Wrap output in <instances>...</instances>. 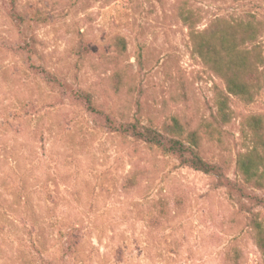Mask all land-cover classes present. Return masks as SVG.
Segmentation results:
<instances>
[{"label":"rangeland","instance_id":"rangeland-1","mask_svg":"<svg viewBox=\"0 0 264 264\" xmlns=\"http://www.w3.org/2000/svg\"><path fill=\"white\" fill-rule=\"evenodd\" d=\"M16 3L50 20L18 27L0 0V264H263L250 218L264 222V204L251 200L264 193L240 185L235 161L252 144L248 118L261 117L264 136V64L245 77L260 81L254 101L231 97V119L217 127L224 82L193 54L182 15L198 32L254 15L264 61V0ZM34 67L90 93L116 122L160 130L178 119L242 193L229 196L174 157L109 133Z\"/></svg>","mask_w":264,"mask_h":264},{"label":"trees","instance_id":"trees-1","mask_svg":"<svg viewBox=\"0 0 264 264\" xmlns=\"http://www.w3.org/2000/svg\"><path fill=\"white\" fill-rule=\"evenodd\" d=\"M5 1L10 19L18 27L27 29L30 24H44L50 20L46 12L34 7L30 8V14L26 17L16 0ZM182 20L190 30L193 54L224 82V92H218L215 96V113L212 115V122L217 127L226 125L231 119L229 99L233 97L250 104L260 90L258 78L248 80L245 77L247 73H257L254 66L264 64L258 40L262 31L261 25L254 15L248 14L244 19L237 18L232 22L217 18L208 29L198 32L193 29L195 23L190 12H185ZM115 43L119 51L123 52L124 41L116 38ZM23 48L28 54L33 52L34 38L25 40ZM79 48L81 52L86 51L82 41L79 43ZM34 69L47 84L68 92L67 96L71 102L80 104L89 115L99 118L100 127L109 133L123 139H131L149 150L159 151L162 155L174 157L179 166L212 178L214 186L226 189L229 196L242 193L239 184L230 182L218 166L202 159L197 132L184 128L178 119L172 118L171 122L168 125L164 124L160 130L142 125L136 119L133 122H116L97 109L90 93L80 90L69 91L67 86L55 76L38 67ZM246 127L252 144L236 158L235 170L239 178L238 182L242 187L264 193V136L261 117L248 118ZM212 132L216 130L213 128ZM251 200L264 204L262 197H251ZM250 226L255 246L264 264V222L251 213Z\"/></svg>","mask_w":264,"mask_h":264}]
</instances>
